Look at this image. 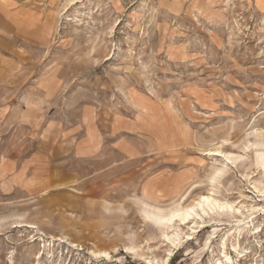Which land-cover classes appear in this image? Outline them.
<instances>
[{
  "label": "rangeland",
  "instance_id": "rangeland-1",
  "mask_svg": "<svg viewBox=\"0 0 264 264\" xmlns=\"http://www.w3.org/2000/svg\"><path fill=\"white\" fill-rule=\"evenodd\" d=\"M257 133L264 0H0V264H264Z\"/></svg>",
  "mask_w": 264,
  "mask_h": 264
},
{
  "label": "bare ground",
  "instance_id": "bare-ground-1",
  "mask_svg": "<svg viewBox=\"0 0 264 264\" xmlns=\"http://www.w3.org/2000/svg\"><path fill=\"white\" fill-rule=\"evenodd\" d=\"M256 135L257 138L254 143H251V145L263 147L264 135H260L259 133H257ZM218 152L221 153V151ZM223 155L227 161L233 164L237 163L243 157V156L241 157V155H233V154H223ZM223 172H225L224 168L221 167L217 169L216 174L221 175ZM254 188L257 189L256 186H254ZM231 207L232 206L230 203L219 201L210 195H203L199 197V199L196 202L193 201L192 203L185 206L178 203L174 207L168 210H166L163 207L150 206L144 204V208H142V216L145 221L151 222L170 243L174 244L176 243L175 241L179 239V234L173 231L172 234L169 235L166 232V230L172 228L176 221L184 224L189 223L190 221L195 222L194 218L196 216L201 217V214H208L209 211L219 212L230 209ZM15 226H19V225H15ZM25 226L35 227L32 224L31 225L25 224ZM51 237L54 238L53 236ZM70 245L72 248H75L77 246V244L74 242H71ZM37 253L40 254L38 256L40 258L43 252L42 251L40 252V250H38ZM47 253H49V251H47ZM92 254L96 256L97 253L92 251ZM102 254L106 256L109 255V253L106 252H103Z\"/></svg>",
  "mask_w": 264,
  "mask_h": 264
}]
</instances>
